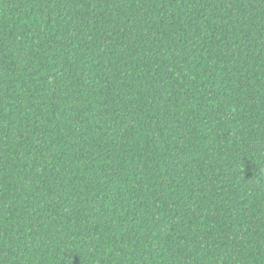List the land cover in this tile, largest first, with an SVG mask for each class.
Listing matches in <instances>:
<instances>
[{"label":"trees","instance_id":"obj_1","mask_svg":"<svg viewBox=\"0 0 264 264\" xmlns=\"http://www.w3.org/2000/svg\"><path fill=\"white\" fill-rule=\"evenodd\" d=\"M0 264H264V0H0Z\"/></svg>","mask_w":264,"mask_h":264}]
</instances>
